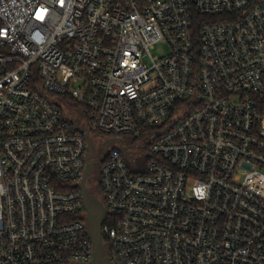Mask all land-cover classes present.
<instances>
[{"label":"built area","instance_id":"obj_1","mask_svg":"<svg viewBox=\"0 0 264 264\" xmlns=\"http://www.w3.org/2000/svg\"><path fill=\"white\" fill-rule=\"evenodd\" d=\"M92 130L113 264H264V0H0V264H89Z\"/></svg>","mask_w":264,"mask_h":264},{"label":"rangeland","instance_id":"obj_2","mask_svg":"<svg viewBox=\"0 0 264 264\" xmlns=\"http://www.w3.org/2000/svg\"><path fill=\"white\" fill-rule=\"evenodd\" d=\"M167 50L166 47L162 46L161 49L159 47H156L155 50H153L154 54L157 53H163ZM80 114V112H79ZM83 119V123H86V118L81 115ZM161 131V128H151L147 130H141V136L140 138H134L131 134H125L122 135L121 138L123 139L124 146L127 147L126 149V157L125 161L127 166L132 172H141L145 170L147 163L149 161V144H147L148 138L154 137L157 134H159ZM111 137L108 136L105 133H100V132H95L91 131L89 135V141H90V146L93 151H99L100 146L102 142H104L106 139H110ZM118 147L117 142H111L109 145V148H116ZM98 168H92V172H90L89 177L92 178V182L95 185L96 188V195L99 200V202L102 204V194L100 193L97 185L99 181L98 177ZM89 179L86 178L85 183H88ZM91 208L96 209V206L91 204Z\"/></svg>","mask_w":264,"mask_h":264},{"label":"water","instance_id":"obj_3","mask_svg":"<svg viewBox=\"0 0 264 264\" xmlns=\"http://www.w3.org/2000/svg\"><path fill=\"white\" fill-rule=\"evenodd\" d=\"M79 130L82 131L81 128H79ZM85 135L86 137H88L87 129ZM88 144H89V148L92 149L89 140H88ZM103 148L105 150L106 144H103ZM88 157H90V155ZM92 164H93L92 161L87 162L84 176L79 184L83 193L84 205L87 213L86 216L87 232L93 246L92 258L89 264H113L108 258V256L105 255V248L101 233V222L105 215L104 208L99 203L98 204L99 212L94 214L86 202L84 181Z\"/></svg>","mask_w":264,"mask_h":264},{"label":"flooded vegetation","instance_id":"obj_4","mask_svg":"<svg viewBox=\"0 0 264 264\" xmlns=\"http://www.w3.org/2000/svg\"><path fill=\"white\" fill-rule=\"evenodd\" d=\"M101 147V146H100ZM98 155V151H94L93 153V158H92V162L93 164L91 165L90 169L92 170V168H98L100 167V160L97 157ZM89 179L88 183H85V196H86V202L88 204V206L91 208V204L96 206V209L91 208L92 212L94 214L99 212V208H98V204L100 203L97 195H96V188L95 185L92 182V178H90L89 176L87 177ZM86 180V179H85ZM101 204V203H100ZM102 206V204H101ZM103 207V206H102Z\"/></svg>","mask_w":264,"mask_h":264},{"label":"trees","instance_id":"obj_5","mask_svg":"<svg viewBox=\"0 0 264 264\" xmlns=\"http://www.w3.org/2000/svg\"><path fill=\"white\" fill-rule=\"evenodd\" d=\"M70 105L74 108V109H76V110H78L79 109V106L77 105V104H74V103H70Z\"/></svg>","mask_w":264,"mask_h":264}]
</instances>
